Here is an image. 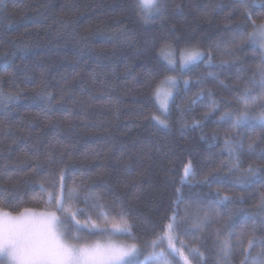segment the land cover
Returning a JSON list of instances; mask_svg holds the SVG:
<instances>
[{
    "label": "trees",
    "instance_id": "1",
    "mask_svg": "<svg viewBox=\"0 0 264 264\" xmlns=\"http://www.w3.org/2000/svg\"><path fill=\"white\" fill-rule=\"evenodd\" d=\"M161 3L162 14L144 20L136 0H0V207L56 211L40 183L54 191L50 181L58 188L63 172L67 187L82 184V197L99 194L108 213L98 215L81 198L73 209L85 212L76 219L101 228L126 219L141 264L173 212L178 221L186 212H207L203 233L186 232L185 224L176 233L178 247L182 240L204 254L192 264H216L217 228L231 233V264H240L237 242L247 247L253 229L264 238V142L247 150L251 139L264 137V127L249 121L236 129L244 148L241 168H257L240 181V173L222 166L230 159L221 149L232 122L221 116L239 108V91L252 87L245 82L264 53L245 41L234 57L227 54L246 30L239 0ZM249 10L253 19H264V8ZM186 47L204 55L181 68ZM161 49L171 50L174 66ZM166 77L176 78L177 86L165 115L154 93ZM189 161L195 174L182 185ZM205 176L210 182L199 183ZM217 192L234 202L217 205ZM84 230L87 241L99 235ZM161 247L167 251L165 242ZM262 249L258 243L253 255Z\"/></svg>",
    "mask_w": 264,
    "mask_h": 264
},
{
    "label": "snow or ice",
    "instance_id": "2",
    "mask_svg": "<svg viewBox=\"0 0 264 264\" xmlns=\"http://www.w3.org/2000/svg\"><path fill=\"white\" fill-rule=\"evenodd\" d=\"M239 2L243 9L242 15L245 17L246 30L240 34L239 39L233 38L231 47L226 50L227 54L234 57L236 52L244 46L245 41L258 45L261 52L264 53V19H253L249 10L256 7L264 8V0H239ZM136 7L138 15L144 20L161 15L163 12L161 0H136ZM216 7H219V4ZM161 54L167 64L175 65L176 61L172 58L170 49L168 51L161 49ZM179 55L180 66L184 68L200 60L204 53L198 48L186 47L180 50ZM227 63L228 61H222V65ZM163 83L169 87L164 89L157 87L154 95L163 114L166 115L168 99L172 96L170 88L175 86L176 81L174 77H166ZM185 83L188 82L185 81ZM198 83L200 82L198 81ZM245 83L252 87L245 86L239 91V108L235 112H225L221 116V120L227 118L232 122V133L226 134L221 149L222 152L228 153L230 159L222 162V166L227 167L229 172L240 173L238 177L240 181L254 175L257 171V168L251 164L247 169L241 168L240 152L244 151V148L236 129L249 121H256L261 127H264V55L261 56L260 63L252 77ZM257 87L259 91L254 92ZM0 97H3V93H0ZM7 98L12 99L13 97L9 94ZM199 98L198 95L197 99ZM192 103L195 104L196 100H193ZM216 110H218V104L213 100L211 111ZM207 115L206 113L205 119ZM153 119L165 128L168 127L166 120L160 119L158 116H154ZM199 126V121L193 122V127ZM259 142H264V137L251 139L247 150L253 152ZM194 174L192 163L189 161L183 167L181 184L189 183V178ZM64 181L65 176L61 172L58 177V188L57 180L50 181L54 191H48L43 181L40 183L41 192L47 193V203L54 202L56 211H37L25 208L12 214L0 207V261H3L4 264H141L138 259L139 245L137 243H118L111 239L115 235H132L128 221L122 219V223H113L110 227L103 228L95 222L91 226L81 224L76 217L83 214L85 209L74 210L73 203L75 201L81 198L86 203L91 201L97 214L107 217L105 205L98 203L101 199L99 194L84 193L82 197V184L67 187ZM209 182V176H205L202 181H199V183ZM216 195L218 197L217 205L226 206L234 202L233 198L227 194L221 195L217 192ZM259 207L264 210V194H261ZM118 215L123 218L122 211ZM193 217L195 219H192ZM73 222L75 230L70 232L68 225ZM208 222L207 212L203 216L186 212L182 221H178L176 212H173L169 217V223L164 226V231L151 241L152 251L145 258L144 264H192V260L195 258L205 260L204 254L198 247L189 246L182 240L179 241L180 246L178 247L176 233L181 224L189 225L184 229L186 232L203 233ZM82 229H88L92 234L98 233L106 239L81 243L80 232ZM230 236L231 233L224 235L220 228L215 229L216 264H231L234 244ZM165 241H167V251L161 247ZM258 243L264 245V238H257L255 229L247 239V247H244L242 242H237L236 246L243 254L240 264H264V249L255 255L252 253V249ZM185 249H187V254Z\"/></svg>",
    "mask_w": 264,
    "mask_h": 264
},
{
    "label": "rangeland",
    "instance_id": "3",
    "mask_svg": "<svg viewBox=\"0 0 264 264\" xmlns=\"http://www.w3.org/2000/svg\"><path fill=\"white\" fill-rule=\"evenodd\" d=\"M188 66H189V65H188ZM175 81H176L175 86L170 88V90H171V92H172V96H173L174 89H175V87L177 86V79H176V78H175ZM168 87H169V86H168V85H165L164 83H162V84L160 85V88H162V89H164V88H168ZM172 96L169 97V99H168V104H169V102H170ZM157 102H158V101H157ZM158 104H159V103H158ZM159 107H160V105H159ZM160 109H161V108H160ZM161 110H162V109H161ZM162 111H163V110H162ZM29 209H30V208H29ZM4 210H5V209H4ZM34 210H37V211H45V210H47V211H55V210H50V209H34ZM5 211H8V210H5ZM8 212H10V211H8ZM11 213H12V212H11ZM12 214H16V213H12ZM68 228H69L70 232L75 230V227H74V226L70 227V226L68 225ZM87 230H88V229H87ZM83 231H85V230L82 229L81 232H80V235H81V237H82V239H81V241H80L81 243H83V242H92V241H95V240H97V239H102V240H103V239H106V237H103V236H101V235H98V236H96L93 240H91V241H87V240L84 238L85 234L82 233ZM111 239H112L113 241H115V242H118V243H132V242H135V243H136V241H135L131 236H128V235H115V236L111 237ZM137 244H138V243H137ZM165 244H167V241H165ZM139 254H140V247H139ZM1 263L4 264L3 261H1Z\"/></svg>",
    "mask_w": 264,
    "mask_h": 264
}]
</instances>
